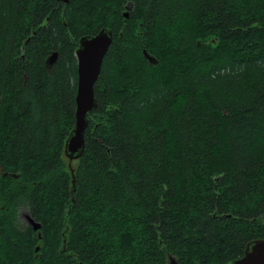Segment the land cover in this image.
Wrapping results in <instances>:
<instances>
[{
	"label": "trees",
	"instance_id": "obj_1",
	"mask_svg": "<svg viewBox=\"0 0 264 264\" xmlns=\"http://www.w3.org/2000/svg\"><path fill=\"white\" fill-rule=\"evenodd\" d=\"M103 28L69 163L75 52ZM0 168V264L242 257L264 240V0H0Z\"/></svg>",
	"mask_w": 264,
	"mask_h": 264
},
{
	"label": "water",
	"instance_id": "obj_2",
	"mask_svg": "<svg viewBox=\"0 0 264 264\" xmlns=\"http://www.w3.org/2000/svg\"><path fill=\"white\" fill-rule=\"evenodd\" d=\"M66 2V0H63ZM127 17V15H124ZM112 44V32L106 28L101 29L93 36H84L79 40L78 48L75 52L77 60V89L75 95V122L64 143V156L69 161L79 159L84 150V133L88 126L87 116L96 107L94 96V85L98 79L103 59ZM143 57L149 64L155 65L156 60L146 50L142 51ZM57 54L52 55L47 60L48 65H52ZM70 168V167H69ZM72 186H74L73 170L70 168ZM0 168V176L5 177ZM16 178V175H11ZM33 230H38L40 224L27 217ZM173 264V262H171ZM229 264H264V240H254L245 247L242 257Z\"/></svg>",
	"mask_w": 264,
	"mask_h": 264
},
{
	"label": "rangeland",
	"instance_id": "obj_3",
	"mask_svg": "<svg viewBox=\"0 0 264 264\" xmlns=\"http://www.w3.org/2000/svg\"><path fill=\"white\" fill-rule=\"evenodd\" d=\"M68 161V160H67ZM69 162V161H68ZM69 163H71V162H69ZM25 214H26V212L24 211V210H22V209H20V210H18L17 211V216H16V218L19 220V222L22 224V225H25V223L27 222L26 220H25ZM29 217V216H28Z\"/></svg>",
	"mask_w": 264,
	"mask_h": 264
},
{
	"label": "flooded vegetation",
	"instance_id": "obj_4",
	"mask_svg": "<svg viewBox=\"0 0 264 264\" xmlns=\"http://www.w3.org/2000/svg\"><path fill=\"white\" fill-rule=\"evenodd\" d=\"M27 217H28V215L25 214V220L27 221L25 224H26V225H29V221H28V218H27Z\"/></svg>",
	"mask_w": 264,
	"mask_h": 264
}]
</instances>
